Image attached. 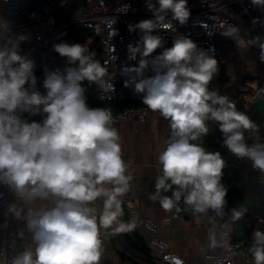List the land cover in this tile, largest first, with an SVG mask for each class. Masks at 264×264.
Listing matches in <instances>:
<instances>
[{
	"label": "clouds",
	"instance_id": "1",
	"mask_svg": "<svg viewBox=\"0 0 264 264\" xmlns=\"http://www.w3.org/2000/svg\"><path fill=\"white\" fill-rule=\"evenodd\" d=\"M251 3L264 8V0ZM145 6L152 18L128 26L140 35L127 46V60L137 63L123 66L125 86H133L143 105L168 121L171 129L167 147L158 156L161 174L149 198L165 211L179 210L182 202L193 213L211 211L218 217L230 213L233 222L239 221L248 206L242 203L226 212L225 159L194 141L207 136L208 122L214 121L222 146L250 161L264 176V143L249 144L245 136H255L259 125L238 111L228 96L209 88L218 72L211 50L199 48L183 34L164 47L158 32L172 29L173 22L187 23L188 0H145ZM123 7L129 10L130 5ZM221 34L237 45L257 46L264 62V38L245 41L233 25ZM27 39L14 34L11 21L0 17V185L14 197L6 215L24 221L34 245L10 264H100L101 228L113 233L136 228L135 218L122 219V197L130 191L132 176L113 112L90 106L84 82L105 91L114 85L103 79L107 69L86 44L61 42L54 51L65 59L64 67H46L38 87L34 62L21 55V43ZM157 49L162 51L153 55ZM148 71L152 75H146ZM25 114L41 119L29 120ZM97 201L102 202L99 213L93 206ZM18 235L23 237V231ZM249 252L254 264H264V231L253 232Z\"/></svg>",
	"mask_w": 264,
	"mask_h": 264
},
{
	"label": "built area",
	"instance_id": "2",
	"mask_svg": "<svg viewBox=\"0 0 264 264\" xmlns=\"http://www.w3.org/2000/svg\"><path fill=\"white\" fill-rule=\"evenodd\" d=\"M67 1L77 2L73 18L68 22L59 23V9ZM151 2L154 3L155 0ZM125 4L130 5L129 10L123 7ZM188 8L191 15L186 24L173 22L172 29L158 32L165 39L164 47H171L173 39L183 34L192 39L199 48L211 50V54L217 57L221 54L218 37L229 25L237 26L240 35L251 31L264 38V24L260 23L264 21V8L254 6L251 0H188ZM2 17L11 21L14 34H25L29 37L21 43V55L29 57L37 50L40 57L49 62L50 69H62L65 65V59L54 51L55 44L77 43L70 35L71 27L90 29L100 38L103 45V65L107 69L103 79L114 85L113 90L105 91L95 84L98 100L108 102L122 99L126 92L131 98L141 100L134 93L133 86H125L128 77L124 74L123 66H133L137 63L127 60V46L129 43H135L140 34L138 31L130 32L128 26L152 18V13L145 6V0H2ZM254 18L257 19L256 23H253ZM114 28L116 32L113 31ZM160 51L162 49H157L153 55L159 54ZM146 75H152L151 71ZM260 92L261 90L247 98V106ZM150 114L151 111L144 105H132L113 114L114 125L131 121L145 122L149 120ZM254 139L264 143V138L254 136ZM132 186L133 181L130 187ZM168 194L171 195L170 192ZM13 200L14 197L7 187L0 185V264H10L12 258L21 251L18 249L17 232L11 215H6L7 206ZM122 201L125 203L126 222L135 218L136 226L144 227L147 234L146 243L154 258L164 264H187L169 239L158 235L159 225L155 219L141 216L130 197L125 195ZM183 211L186 210L181 202L179 210H172L171 217L178 218ZM235 222L231 220L230 213L217 217L220 249L205 253V259L211 264H239L237 259H242L241 264L253 263L251 254L243 248V242L234 240Z\"/></svg>",
	"mask_w": 264,
	"mask_h": 264
},
{
	"label": "crops",
	"instance_id": "3",
	"mask_svg": "<svg viewBox=\"0 0 264 264\" xmlns=\"http://www.w3.org/2000/svg\"><path fill=\"white\" fill-rule=\"evenodd\" d=\"M0 17H2V0H0ZM240 36L245 41L257 36L261 37L251 31ZM218 41L221 54L215 57L218 61L217 73L224 68L233 85L250 91L244 94L246 100L250 95L262 90L260 84L264 81V62H261L259 58L260 49L257 46L250 47L247 43L237 45L233 39L222 34L219 35ZM114 127L120 134L122 156L128 165V174L132 176L133 181V186L130 187L126 197L134 201L141 216H150L156 220L159 225L158 235L169 239L187 264H211L205 259V253L220 249L219 231L216 227L218 216L211 211L207 214H198L190 209L181 212L178 218H172V210L165 211L158 201H152L149 198L155 192V181L161 174L158 156L165 150L170 139L168 121L158 113L151 111L148 121H131L122 125H114ZM37 206L41 205L38 203ZM93 206L97 208L98 213L102 210L101 201H97ZM125 214L126 212L122 219L126 222ZM11 220L17 232L18 249L23 251L26 247H34L31 235L24 228V221L16 220L13 216ZM259 221L264 220L258 219L255 230L264 231V223ZM21 231L24 233L23 237L18 235ZM123 235L126 241V235L135 241L138 237L147 240L146 231L142 226H136L134 230L123 233ZM101 239L104 244L100 264H131L122 255L123 249L118 243L116 233H113L111 229L101 228ZM213 240L216 242L215 246ZM237 262L241 264L242 259H237Z\"/></svg>",
	"mask_w": 264,
	"mask_h": 264
},
{
	"label": "trees",
	"instance_id": "4",
	"mask_svg": "<svg viewBox=\"0 0 264 264\" xmlns=\"http://www.w3.org/2000/svg\"><path fill=\"white\" fill-rule=\"evenodd\" d=\"M76 6L77 2L74 1H67L64 3L58 12L59 23H65L72 20ZM70 35L75 38L77 43L86 44L90 52L95 54L94 58L103 65L104 50L100 38L96 37L90 29L81 28L79 26H72L70 29ZM43 60L36 59L34 62V72L38 78V87L42 84L43 70L47 67ZM210 84L213 89L218 91L221 95L228 96L229 99L236 104V109L238 111L246 113L257 125H259L260 130L255 136L264 138V111L252 104L247 106V100L244 97V94H248L250 91H246L233 85L229 74L224 68H222L219 73L215 74ZM84 86L87 88L86 95L90 106L110 108L113 114L132 105H143L142 100L131 98L128 92H126L125 97L122 99L100 102L96 95L95 84H89L86 81L84 82ZM260 86L262 87L261 96L264 97V81L261 82ZM40 90L42 92L44 91L42 87ZM25 116L29 120L39 121L41 119L40 116H27V114ZM208 127L209 134L194 141V143L202 144L207 151H219L225 159L226 167L224 169L222 182L228 188L226 210H230L242 203L247 204L248 213H246L241 220L235 222L233 235L234 240L242 241L243 248L249 252V248L252 245V235L255 231L256 222L258 219L264 220V176H262L258 170L252 168L250 161L247 159L236 158L222 146L223 138L216 122L209 121ZM245 136L249 144L256 143L254 136L250 133H245ZM122 207L123 211L126 212L124 203L122 204ZM126 238L130 246L147 256L154 257L147 246L146 241L142 237H138L136 241L127 235ZM121 252L131 264H145L137 258L129 255L126 251L123 250Z\"/></svg>",
	"mask_w": 264,
	"mask_h": 264
},
{
	"label": "water",
	"instance_id": "5",
	"mask_svg": "<svg viewBox=\"0 0 264 264\" xmlns=\"http://www.w3.org/2000/svg\"><path fill=\"white\" fill-rule=\"evenodd\" d=\"M33 54L35 56H38V57L41 56L39 51H37V50H35L33 52ZM209 88L214 90L213 87L211 86V84L209 85ZM251 104L253 106L258 107L260 110L264 111V97L263 96H259L256 99H254L251 102ZM235 106H236V104H235ZM116 237H117V240H118L120 247L124 251H126L129 255L133 256L134 258H137L139 261H141L145 264H164L161 261L157 260L156 258L147 256L144 253H142L141 251L130 246L128 244V242L125 240L123 233H116Z\"/></svg>",
	"mask_w": 264,
	"mask_h": 264
},
{
	"label": "rangeland",
	"instance_id": "6",
	"mask_svg": "<svg viewBox=\"0 0 264 264\" xmlns=\"http://www.w3.org/2000/svg\"><path fill=\"white\" fill-rule=\"evenodd\" d=\"M41 58L42 57H38V56H35V55H31V57H29V59H31L33 62H35L36 59L43 60ZM43 61H44L45 65H47V67L49 68V62L47 60H43Z\"/></svg>",
	"mask_w": 264,
	"mask_h": 264
}]
</instances>
